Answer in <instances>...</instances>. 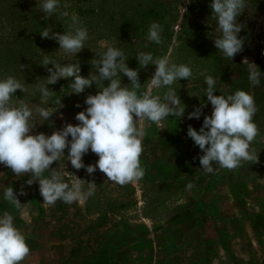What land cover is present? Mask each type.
<instances>
[{"label":"rangeland","instance_id":"1","mask_svg":"<svg viewBox=\"0 0 264 264\" xmlns=\"http://www.w3.org/2000/svg\"><path fill=\"white\" fill-rule=\"evenodd\" d=\"M210 3L211 0H61L57 12L47 18L37 9L36 0H0V76L15 74L21 79L24 76L29 92L33 91L31 84L49 75L39 64L44 53L51 54L57 61L63 58L62 52H56L57 41L42 38L39 33L51 26L53 32L62 34L68 29L73 13L88 28L90 36L87 47L77 54L80 74L85 77L95 71L91 61L99 57L94 51L102 52L107 46L122 48L129 57L128 66L133 69L139 67L136 54L148 52L154 57L167 55L170 61L189 64L193 70L190 83L181 79L173 85L186 105L184 115L179 119L169 117L159 126L143 122L145 136L140 161L144 175L139 180L124 185L113 183L99 169L90 175L86 167L77 170L65 158V170L84 180L85 187L86 182H94L95 193L71 205L60 201L44 205L38 182L29 186L26 181L30 175L18 177L0 164V193L3 187L12 186L21 203L18 207L0 195V213L14 216L16 226L24 233L30 247V254L22 264H90L103 253L133 252L136 238L147 236L145 226H154L155 221L164 222L170 216L165 210L186 199L190 201L187 204L205 206L207 212L217 205L222 206V212L217 213L215 234L220 236L223 246L220 245L219 256H196L190 261V256H183L174 263L264 264V74L259 86L253 87L248 80V62L255 63L264 72V0H247V8L238 16L239 35L244 43L233 59L223 57L214 45L216 22ZM63 12L68 16H62ZM153 21L163 28L159 45L146 39ZM21 65L24 66L22 73ZM154 71V65L141 68L140 83L143 85ZM205 75L217 80L218 91L214 95H220V91L231 94L236 90L253 94L257 107L253 119L259 135L251 147L257 161L243 162L232 170L214 165V174L200 169L199 157L203 153L187 136V130L189 125L199 130L204 116L211 114L212 106L208 103L203 108L199 120L187 117L207 100L203 96ZM103 83L107 86L108 81ZM129 83L127 77L122 76V84ZM69 84L70 80L60 79L49 85L53 93L46 104L56 112L49 121H40L44 124L37 123L30 134L50 135L66 123H79L75 116L87 107L85 98L99 89L93 82L77 95L69 93ZM25 95L17 90L14 99ZM38 99L39 93H36L32 102L38 103ZM67 151L66 148L65 155ZM97 160L98 156L91 150L83 157L85 166L94 165ZM58 166V162H54L51 168ZM174 174L180 175V184L172 179ZM177 197L179 200L175 199ZM168 236L165 232L156 235L157 244ZM157 244L149 255L151 260L169 252V246ZM214 252L217 254V250ZM31 256L38 259L31 261Z\"/></svg>","mask_w":264,"mask_h":264},{"label":"clouds","instance_id":"2","mask_svg":"<svg viewBox=\"0 0 264 264\" xmlns=\"http://www.w3.org/2000/svg\"><path fill=\"white\" fill-rule=\"evenodd\" d=\"M60 3L61 0H36L37 9L47 18L57 12ZM210 7L216 22L214 45L223 57L233 59L244 43L239 35L241 25L237 18L247 8V0H211ZM61 15L68 16V13ZM162 33L160 23L153 21L146 39L159 45ZM39 34L42 38L56 40L59 44L56 52H62L63 58L57 61L51 54L44 53L39 64L49 75L31 84L32 92H29L24 76L23 79L15 74L0 76V164L18 177L30 175L26 181L29 186L38 182L44 205H55L58 201L71 205L94 195L96 184L86 182L85 187L84 180L65 170L66 162L77 170L86 167L90 175L99 169L110 181L120 185L141 179L144 175L140 161L145 136L143 122L159 126L169 117L179 119L184 115L186 105L173 85L181 79L190 83L192 67L172 62L167 55L154 57L152 53L138 52L139 67L133 69L128 66L129 57L122 48L107 46L102 52L94 51L99 57L91 61L95 71L85 77L80 74L77 54L87 47L90 36L76 13L71 15L69 27L62 34L53 32L51 26H46ZM65 60L68 63H62ZM149 65H154L155 71L142 85L139 71ZM23 67L21 65L20 73ZM262 74L264 72L255 63L248 62V80L253 87L260 85ZM122 76L130 83L122 84ZM60 79L70 80L69 93L81 94L93 82L99 91L85 98L87 107L75 116L79 123H66L50 135L43 132L30 134L37 123L44 124L40 121H49L56 112L46 102L53 93L49 85ZM104 81H108L107 86ZM203 83L206 85L203 96L207 100L187 117L199 120L203 108L208 103L212 106L211 114L204 116L199 130L191 125L187 130V136L203 153L199 157L200 169L206 174H214V165L232 170L243 162L257 161V154L251 147L259 135L253 119L257 111L253 94L236 90L231 94L220 91V95H214L218 91L217 80L211 75H205ZM17 90L26 95L14 99ZM36 93H39V102L33 103ZM89 150L98 156V160L94 165L85 166L83 157ZM54 162H58V168H51ZM20 194H24L23 190ZM0 195L18 207L21 204L12 186L3 187ZM29 254L26 236L16 226L14 216L0 213V264H22Z\"/></svg>","mask_w":264,"mask_h":264},{"label":"crops","instance_id":"3","mask_svg":"<svg viewBox=\"0 0 264 264\" xmlns=\"http://www.w3.org/2000/svg\"><path fill=\"white\" fill-rule=\"evenodd\" d=\"M171 177L179 181V184L181 183L179 174H174ZM172 185L174 186V184ZM174 187L177 188V186ZM175 199L179 200L178 197ZM189 199L191 200V198ZM187 201L189 200L177 201L173 208L165 210V212L170 213V216L164 222L155 221L154 226H145L147 236L136 238V242L132 245L135 246L132 249L133 252H116L115 255L113 253H103L101 256H96L90 264H176L174 262L183 256H190L189 261L196 258V256H200V258L219 256L222 243L219 239L220 236L215 233L218 229L217 213L222 212V206L217 205L213 207L212 211L207 212L205 206L187 204ZM204 212L206 216L203 215ZM214 214L216 215L214 216ZM161 232H165L169 236L157 244L158 241L155 237L160 235ZM156 244L160 247L161 245L169 246V252L164 253L163 256L151 257V260L149 255L155 250ZM116 249L118 248L116 247ZM214 250H217V254ZM144 251H147V254H143ZM36 259H38V256H31L30 260L34 261Z\"/></svg>","mask_w":264,"mask_h":264}]
</instances>
